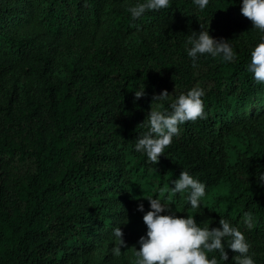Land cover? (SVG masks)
<instances>
[{"label":"trees","instance_id":"16d2710c","mask_svg":"<svg viewBox=\"0 0 264 264\" xmlns=\"http://www.w3.org/2000/svg\"><path fill=\"white\" fill-rule=\"evenodd\" d=\"M139 2L0 0V264H134L145 197L201 228L228 220L264 264V105L243 111L264 94L248 71L264 33L242 15V0L203 10L170 0L133 19L128 8ZM201 30L227 40L235 59L204 54L193 66L188 38ZM193 87L204 90L206 119L179 125L151 163L134 150L148 131L140 123ZM162 90L168 98L153 100ZM181 171L206 185L200 209L188 191H170ZM114 227L125 241L119 256ZM228 239L227 261L208 258L236 264Z\"/></svg>","mask_w":264,"mask_h":264},{"label":"clouds","instance_id":"9594fccd","mask_svg":"<svg viewBox=\"0 0 264 264\" xmlns=\"http://www.w3.org/2000/svg\"><path fill=\"white\" fill-rule=\"evenodd\" d=\"M203 10L209 0H193ZM170 7V0H143L128 8L133 19L140 18L146 11H158ZM240 11L244 17L252 22L253 27L264 33V0H242ZM187 55L195 61L200 55L208 54L213 58L221 57L226 62L235 59V53L227 40H217L209 35L208 30L199 33L192 32L188 38ZM248 71L253 74L257 83L264 84V36L260 42L251 50V62ZM204 90L193 87L186 93L179 94L169 105L170 110L159 108L153 109L148 114V119L143 120L142 127L148 131L140 135L135 142L134 150L146 154L147 159L156 164L158 158L164 155L174 136H178L179 125L198 119H206L202 97ZM144 91H136L135 97L140 98ZM167 90H162L159 95H154L153 100L162 101L168 98ZM170 191L173 194L188 191V202L194 209H200L201 198L206 194V185L194 178L187 171H181L179 177L172 180ZM259 183H264V173L259 175ZM190 190V191H189ZM150 204V210L144 212L143 205H138V210L144 212L142 217L146 225V236L138 240L139 250L135 248L134 264H218L215 256L208 258V253L219 252L220 259L228 260L225 251V238L227 247L238 253L236 264H255L252 256L248 255L250 244L246 241L244 234L233 227L230 222L220 218L219 228L197 225L193 216H176L161 214L165 212L168 205L154 197H145ZM244 224L252 227V216L245 214ZM114 244L112 252L115 256L121 254V247L125 245L122 239L123 232L119 227L113 229Z\"/></svg>","mask_w":264,"mask_h":264},{"label":"rangeland","instance_id":"374dc122","mask_svg":"<svg viewBox=\"0 0 264 264\" xmlns=\"http://www.w3.org/2000/svg\"><path fill=\"white\" fill-rule=\"evenodd\" d=\"M261 105H264V94H258L253 100L246 102L243 106V111L248 112L252 109L260 107Z\"/></svg>","mask_w":264,"mask_h":264}]
</instances>
